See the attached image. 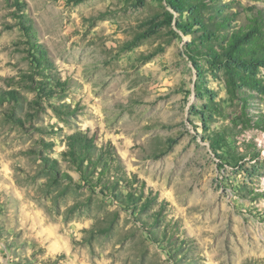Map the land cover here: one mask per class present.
I'll return each mask as SVG.
<instances>
[{
    "label": "rangeland",
    "instance_id": "rangeland-1",
    "mask_svg": "<svg viewBox=\"0 0 264 264\" xmlns=\"http://www.w3.org/2000/svg\"><path fill=\"white\" fill-rule=\"evenodd\" d=\"M217 2L233 26L264 10ZM181 17L170 0H0V89L20 98L0 104V264H264V133ZM79 135L113 149L121 197L68 161Z\"/></svg>",
    "mask_w": 264,
    "mask_h": 264
},
{
    "label": "trees",
    "instance_id": "trees-1",
    "mask_svg": "<svg viewBox=\"0 0 264 264\" xmlns=\"http://www.w3.org/2000/svg\"><path fill=\"white\" fill-rule=\"evenodd\" d=\"M170 3L175 12L182 16L181 19L188 18L186 24L184 22L178 24L183 32L192 33L194 24H196L195 27L198 24V31L203 33L201 38L217 44L219 50L209 51L206 55L212 63L225 69L228 95L231 101L241 103V114L237 119L239 125L244 129H255L264 133V112L250 106L248 100L254 96L247 93L250 91L264 95V78L259 77V73L264 71V10L257 7L251 8L249 11L252 15L246 19L245 24L233 26L236 16H233L226 7H219L217 0H170ZM211 6L219 7V9L207 17L212 10ZM169 21L172 23L173 15L169 16ZM25 30L28 34L33 31L30 24H26ZM31 47L35 52L32 57L42 69L54 68L43 46L35 43ZM19 99L16 92H3L0 89V104L10 101L19 102ZM251 110L257 112H250ZM235 126L238 128V124ZM70 147L66 154L68 161L73 163L81 173L86 174L85 177H89L87 172L91 167L94 173H97V170L100 171L97 178L98 185L102 186L104 177L109 181L115 177L110 185H103L102 191H110L115 197H121L117 190L119 185L125 184L124 187H131V180L112 148H103L99 155L93 140L81 135L73 138ZM242 157L246 156L242 155L240 162ZM141 187L144 189L145 184L142 183ZM125 197L128 202L137 199L132 191H129ZM157 199V196L153 197L150 193L143 204L145 209L157 203Z\"/></svg>",
    "mask_w": 264,
    "mask_h": 264
}]
</instances>
